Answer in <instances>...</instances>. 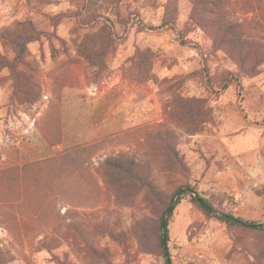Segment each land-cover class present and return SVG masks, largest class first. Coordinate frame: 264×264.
<instances>
[{
	"label": "rangeland",
	"instance_id": "374dc122",
	"mask_svg": "<svg viewBox=\"0 0 264 264\" xmlns=\"http://www.w3.org/2000/svg\"><path fill=\"white\" fill-rule=\"evenodd\" d=\"M21 21L40 36L0 68V264H264V0H0V62Z\"/></svg>",
	"mask_w": 264,
	"mask_h": 264
},
{
	"label": "trees",
	"instance_id": "16d2710c",
	"mask_svg": "<svg viewBox=\"0 0 264 264\" xmlns=\"http://www.w3.org/2000/svg\"><path fill=\"white\" fill-rule=\"evenodd\" d=\"M40 33L36 30L34 25L30 21H21L16 24V26L11 29L7 30L3 36V41H7L6 43L10 44L12 46V49L14 51V58L11 60V62L7 60H3L0 62V68L1 67H6L9 66L11 69L16 71V66L21 63V65H24L22 63V58L24 54V50L27 47V44L29 42L35 41L39 38ZM179 42L181 44L186 43L184 39L179 37ZM16 69V70H15ZM204 74L206 75L207 80H209L208 77V72L206 67L203 68ZM18 74V72H16ZM224 87H226V84H224ZM183 102V107H184ZM112 169L119 170L121 172H124L128 178H139L138 174L134 172V168L136 167L137 163L134 162L133 159H122V156L118 155L115 157L108 158V163H107ZM134 176V177H133ZM181 190V188H179ZM178 190V191H179ZM185 192V191H182ZM195 193V192H194ZM178 198V197H177ZM192 199L198 204L200 208H202L206 213H211L213 212V207L208 203L206 199L203 197L199 196L197 193H195L192 196ZM174 204H167L166 206V212L172 213L174 207ZM217 218L220 219L221 221H224L228 224H236V225H255V222H247L246 220H243L241 218L234 217L230 214H225L221 213L217 215ZM162 224V220H161ZM140 230L142 232L143 237H147L148 231L145 226H141ZM163 237L168 241V228H167V223L165 224V228L163 232L161 233L160 236V246L163 250V254L165 258L168 255L167 248H165L164 243H163ZM168 262V259L166 258V263Z\"/></svg>",
	"mask_w": 264,
	"mask_h": 264
},
{
	"label": "water",
	"instance_id": "95a60500",
	"mask_svg": "<svg viewBox=\"0 0 264 264\" xmlns=\"http://www.w3.org/2000/svg\"><path fill=\"white\" fill-rule=\"evenodd\" d=\"M167 213H168V212H166V214H165V216H164V218H163V220H162V231H163L164 228H165L166 218H167ZM163 243H164L165 248H167V241H166V239H165L164 237H163Z\"/></svg>",
	"mask_w": 264,
	"mask_h": 264
}]
</instances>
